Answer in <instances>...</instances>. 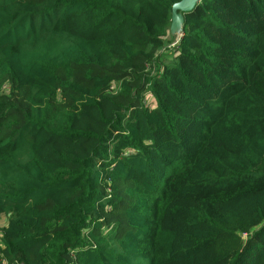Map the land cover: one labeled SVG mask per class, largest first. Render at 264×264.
Wrapping results in <instances>:
<instances>
[{"label":"trees","instance_id":"16d2710c","mask_svg":"<svg viewBox=\"0 0 264 264\" xmlns=\"http://www.w3.org/2000/svg\"><path fill=\"white\" fill-rule=\"evenodd\" d=\"M178 1L0 0L7 264H264V0Z\"/></svg>","mask_w":264,"mask_h":264},{"label":"water","instance_id":"95a60500","mask_svg":"<svg viewBox=\"0 0 264 264\" xmlns=\"http://www.w3.org/2000/svg\"><path fill=\"white\" fill-rule=\"evenodd\" d=\"M198 0H179L171 8L170 31L177 34L182 31V14L191 11Z\"/></svg>","mask_w":264,"mask_h":264},{"label":"rangeland","instance_id":"374dc122","mask_svg":"<svg viewBox=\"0 0 264 264\" xmlns=\"http://www.w3.org/2000/svg\"><path fill=\"white\" fill-rule=\"evenodd\" d=\"M176 39V34H170L167 39L165 40V45H164V49L157 51L156 53L159 55L158 59L159 61L162 63L164 61H166L167 59H169L171 57V52L172 50L170 48H172L171 46H168V43L171 42V40H175ZM154 66H152V68H156L157 64H153ZM151 68V67H150ZM6 216L2 215L0 218V227L4 224H6Z\"/></svg>","mask_w":264,"mask_h":264},{"label":"built area","instance_id":"2783aa9c","mask_svg":"<svg viewBox=\"0 0 264 264\" xmlns=\"http://www.w3.org/2000/svg\"><path fill=\"white\" fill-rule=\"evenodd\" d=\"M182 35H183L182 31L177 33L176 39L174 41L173 40L171 41L170 46L176 45L179 42V40L181 39ZM0 264H7L6 260L3 258L1 253H0Z\"/></svg>","mask_w":264,"mask_h":264},{"label":"crops","instance_id":"0c3cea01","mask_svg":"<svg viewBox=\"0 0 264 264\" xmlns=\"http://www.w3.org/2000/svg\"><path fill=\"white\" fill-rule=\"evenodd\" d=\"M170 34H173V33L170 31L169 35H170ZM169 35H168V36H169ZM168 36H167V37H168ZM167 37H166V39H167Z\"/></svg>","mask_w":264,"mask_h":264}]
</instances>
